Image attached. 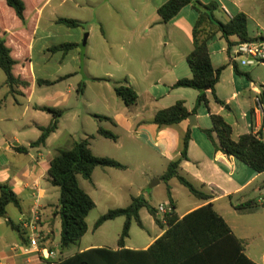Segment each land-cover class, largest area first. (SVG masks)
Here are the masks:
<instances>
[{
	"label": "crops",
	"instance_id": "obj_1",
	"mask_svg": "<svg viewBox=\"0 0 264 264\" xmlns=\"http://www.w3.org/2000/svg\"><path fill=\"white\" fill-rule=\"evenodd\" d=\"M167 1L154 0V8L158 11V8ZM23 2L26 7L25 22L21 21L15 11L7 5V0H0V35L11 49L12 57L17 61L14 68L15 75L28 83L26 87L19 86L15 90H11L6 84L7 77L0 68V198L3 187H7L18 197L21 206L19 209L15 205L9 204L6 207L5 216H0V264H45L48 261L41 259L30 249L28 238L30 229L27 228V225L31 223L34 212H37L40 218L37 228L43 234L48 235L51 243L50 250L54 251L57 257L60 253L64 254V252L58 250V248L60 249V240L57 241L55 230V219L59 217L55 212L58 209L60 193L58 187L53 186L50 182L49 169L52 159L59 151L71 149L74 143L77 142L72 140L67 148H59L57 144L62 136V122L66 116L74 114L78 118L76 106H73V102L76 103L75 93L84 94L87 90V84L85 82L84 92L79 93L78 87L81 82L78 83V86L70 84L69 87H60L73 74L50 78L49 70H51L52 65L55 67L61 66L63 63L76 65L80 60L77 48H73L66 53L63 51L53 52L51 49L65 43L79 44L83 35L79 31L81 27H68L59 23V19L76 20L82 24V27L84 23L90 20L103 24V17H106L104 9H107L102 8L103 6L97 7L94 2L87 4L88 2L84 0H23ZM209 2L206 1V3ZM107 3L109 4L108 0ZM231 3L233 2L231 1ZM190 6L194 8L192 5ZM238 7L240 8V6ZM219 9L223 11L225 18L222 20L216 17L223 22L234 16L224 5L222 7L219 5ZM240 9L241 12L239 13L246 14L249 21L256 23L258 29H256V32L251 33L252 37L262 33L264 26L258 22V18L251 16L242 8ZM86 10L91 11L92 18L89 20L85 18ZM182 11L167 24L161 23V18L160 21L154 24L155 28L161 25L167 28V33L156 31L150 38L154 49L149 52L145 49L137 50L141 56L148 55L141 59L142 65L147 67L138 70L136 75H131L127 80L139 95L137 104L126 106L121 112V105L118 103L119 109L116 114L111 117L105 116L111 118L114 123L105 122L123 128L129 134H135L163 162V171L156 173V178L159 181L156 185L164 184L166 191L168 186L170 187L172 198L177 205L176 211L181 218L199 207L212 203L215 210L223 216L236 236L244 241L246 254L258 264H264V173H256L234 157L216 150L214 144L202 131L211 128L200 126L202 125V117L209 115L208 110L205 115L200 112L196 115L197 125L193 127L190 126L189 120L175 126L163 128H159L153 123L155 115L160 110L166 109L180 100L186 102L188 97L192 96V93L187 90L193 89L173 88L180 79L192 77L187 57L194 46L192 45V48H190L188 34L184 35L178 28L182 21L179 18ZM178 21L180 22L178 23ZM214 38L220 39L226 45H222L221 49L216 51L213 50L211 45L213 41L210 40L209 49L213 66L215 69L224 67V69L230 70L229 75L234 89H230L226 93L221 92L219 90L221 83L219 82L216 87V95L224 102V106L216 103L220 105L219 109L215 111L210 106L209 109L213 114L222 115L233 127V138L235 140L250 132L254 134L259 132L264 139L263 121L261 118L256 117L254 113L255 97L264 94V87L262 86L261 90L251 81L249 85L251 95L246 99H240L242 94L238 87L243 81L240 77H236L238 74H236L234 63L231 61L232 50L229 52L227 42L220 33ZM236 39V37L231 38L232 41ZM145 40L141 38V46L145 44ZM162 57L164 58L162 59ZM156 69L164 72V74L155 76ZM239 70L245 73L244 70ZM91 78L92 81L103 84L101 86L108 85L112 80V78ZM39 80L50 83H39ZM193 92H195L196 104L199 93L196 90H193ZM210 94H208V98ZM98 102L107 104L110 109L109 99L103 91L99 92ZM194 107L187 106L190 112ZM44 108L62 110L63 116L60 118L57 131L47 139L46 145L32 146L42 134L40 128L49 126L52 121V115L44 111ZM235 108L238 110L236 113ZM225 111L232 120L227 119V115L224 114ZM94 116L96 118L101 115L94 114ZM11 123L16 124L17 128L15 130L8 129L7 124ZM188 130L191 132L188 148L189 160L182 162L179 173L196 188L209 194L211 199L208 201L201 200L194 196L198 203L187 207L185 212L180 214L175 190H183L181 187L183 185L176 178L166 184L162 177L166 173L170 162L181 156L183 138ZM236 130L237 134H235ZM214 138L217 142L215 134ZM21 148H26V151L22 152L19 150ZM124 165L128 170L130 166ZM143 165L147 168L151 166L146 161ZM151 174L152 176L155 175L152 172ZM142 180L146 181L144 178ZM139 196L146 198L147 194L144 186H139L138 194L131 196L130 201L132 202L133 198ZM249 201H254L256 206L246 210L236 209V206ZM148 202L157 210L160 206L168 207V193L167 200L159 204L155 205L149 200ZM220 206L222 207L221 210H219ZM240 211L246 212L248 216H251L257 222L256 225L250 222L246 223V237L239 234L241 232L240 225L236 220H232L233 216ZM144 215L151 216L147 208H142L140 211L145 228ZM158 215H160L159 212ZM152 219L155 222L153 217ZM157 228L158 234L153 239L148 238L143 241V244L139 247L128 244L129 236L125 248L132 250L148 249L166 229V227L161 228L159 226ZM93 248L116 250L118 249V243L115 247L90 244L80 252Z\"/></svg>",
	"mask_w": 264,
	"mask_h": 264
},
{
	"label": "trees",
	"instance_id": "obj_2",
	"mask_svg": "<svg viewBox=\"0 0 264 264\" xmlns=\"http://www.w3.org/2000/svg\"><path fill=\"white\" fill-rule=\"evenodd\" d=\"M7 5L15 11L21 21L25 22L26 7L23 0H7ZM190 5L199 14L193 28L194 49L187 57L192 77L180 79L173 88H189L198 91L197 101L194 109L190 112L186 102L180 100L174 105L160 110L155 115L153 123L159 128L175 126L188 120L190 115H197L199 108L205 106L212 121V128L202 131L214 144L216 150L234 157L256 173H264V141L261 135L250 132L235 140L233 127L222 115L211 113L208 98V94L211 93L215 102L224 106V102L216 95V87L221 80L224 67L214 68L209 49L210 40L220 33L222 38L226 40L230 52L234 46L243 42L254 41L257 37H252L249 20L244 13H238L226 22L219 20L215 15L219 9V4L216 1L205 3L201 0H168L157 11L161 23H169L185 7ZM58 22L72 28L82 27L80 22L72 19L61 18ZM232 37L237 39L232 41ZM79 47L84 52L86 41L82 45L65 43L53 47L51 51L66 53ZM16 64L17 61L12 57L11 49L0 35V68L4 71L7 77L6 84L11 90L28 85L26 81L15 75ZM233 66L236 74H243L237 64L234 63ZM246 75L250 77L249 74ZM43 82L50 83L39 80V83ZM85 86L84 81L79 84V93L84 92ZM114 90L126 106L137 104L139 95L127 80L115 82ZM262 97L264 99V94ZM43 110L52 115V121L49 126L40 128L42 134L32 146L46 145L47 139L57 131L60 118L63 116L62 110L54 108H44ZM96 118L100 121L114 123L109 117L97 116ZM97 134L106 139L118 140V136L114 132L103 127L98 129ZM214 134L217 137V142ZM94 138V135L88 136L75 142L71 149L59 151L50 163V182L60 189L58 209L55 213L61 219L59 243L61 252L76 245L87 234L89 231L87 218L91 211L96 208L93 198L81 187L79 177L92 182L93 173L99 167L127 169L124 164L115 159L95 155L91 148ZM190 140L191 132L188 130L183 138L181 156L170 162L162 180L168 184L170 180L176 178L193 196L208 201L211 199L209 194L196 188L179 173L182 162L189 160ZM19 150L24 152L26 148ZM167 193L169 206L162 219L158 216V210L144 196L135 197L129 206L111 209L98 219L95 230H98L107 221L125 217L122 233L118 240V249L93 248L58 261L48 260L45 264H258L246 254L244 241L236 236L223 216L215 210L212 203L199 207L181 218L176 211L177 205L172 198L169 186ZM9 204L21 208L15 193L7 187H3L0 198L1 217L5 216L6 207ZM254 206H256L255 202L249 201L236 206V209L246 210ZM142 208H147L156 224L161 228L166 227V229L148 249H126L125 243L130 236L132 222L135 221L139 227L144 228L140 216Z\"/></svg>",
	"mask_w": 264,
	"mask_h": 264
},
{
	"label": "rangeland",
	"instance_id": "obj_3",
	"mask_svg": "<svg viewBox=\"0 0 264 264\" xmlns=\"http://www.w3.org/2000/svg\"><path fill=\"white\" fill-rule=\"evenodd\" d=\"M84 1L88 2L87 4L94 2L97 7L103 6L102 8H107L104 9L106 17H103V24L90 20L79 28V31L83 33L79 44L82 45L86 41V48L84 52L81 47L77 48L80 60L76 65L70 63H63L61 66L56 67L52 65L51 70H49L50 78L73 74L60 86L61 88L69 87L70 84L78 86V83L82 81L87 84V90L84 94L75 93L76 103L74 101L73 106H76L78 118L74 114L66 116L62 122V136L57 144L59 148H67L72 140L79 141L94 135L96 137L92 140V150L95 155L115 159L130 167L128 170L99 167L93 173L92 182L79 177L81 187L93 198L96 208L91 211L87 218L89 225L87 234L76 245L65 250L64 254L60 253L61 250L58 248L60 254L54 261L76 254L90 244L108 247L117 246L125 223V217L107 221L98 230H95V224L109 210L127 207L131 202V196L138 194L139 186H144L147 194L146 198L153 204L156 205L167 200V191L164 184L156 185L158 182L156 173L163 171V162L159 160L157 155L146 147L135 134H129L123 128L113 126L111 123L101 122L94 116V114L109 117L115 115L119 109L118 103L121 105V112L125 109L126 105L117 97L114 91V83L129 80L131 75H136L138 70L147 67L142 65L141 59L148 55L141 56L137 50L145 49L149 52L154 49L150 38L156 31L167 33V28L164 25L158 26V28L154 27V24L160 21V16L154 8V0H108L109 4L107 0ZM216 2L220 7L224 5L232 15L241 12L239 10L242 8L251 16L258 18V22L264 26V0H217ZM85 15L88 20L92 18L89 10L85 11ZM198 15L195 8L187 6L179 17L182 21L178 19L181 21L178 28L184 35L188 34L190 48L193 45L192 31ZM216 16L222 20L225 18L221 9L216 11ZM249 29L251 33L256 32V29H258L256 23L249 21ZM107 36H109L108 39ZM141 38L146 39L143 46L140 45ZM212 41L213 50L216 51L221 49L222 45H226L225 42L217 38L212 39ZM238 66L239 69L245 72L236 76L243 81L238 87L242 94L240 99H246L251 95L249 92L251 81L261 90L262 86L264 87V64L242 66L239 63ZM247 72L250 77H247ZM229 73L230 70L226 69L222 72L221 80L222 78L223 80L220 81L219 88L221 92L226 93L230 89H234ZM163 74L164 72L158 69L154 72L155 76H162ZM91 77L112 78V80L108 85L104 84V86H101L103 84L92 81ZM100 91H103L105 96L108 97L110 109L107 104L98 102ZM187 91L192 93V96L188 97L186 105L193 108L195 92L193 90ZM209 100V106L212 110L216 111L219 109L220 105L216 104L212 94L209 95ZM237 111V108H235V113ZM199 112L204 115L207 114L206 107L201 106L198 110ZM224 114L225 116L227 115L229 121L232 120L228 117L227 111ZM201 124L200 126L212 128V121L208 114L202 117ZM7 127L9 130L17 128L15 123L7 124ZM99 127L114 132L118 136V140L113 141L98 136L97 130ZM235 134H237V130ZM145 161L151 164L152 167L150 166V169L143 165ZM151 172L155 175L152 176ZM143 178L146 181H143ZM181 187L183 190H175L180 214L184 213L187 207L198 203V200L194 198L188 189L184 186ZM57 189L60 193V189ZM227 201L229 200L227 199ZM165 208L167 209L168 207L165 206ZM220 208L222 207L220 206L219 210H221ZM158 212L160 213L159 217L164 216L159 209ZM232 220H236L239 223L241 228L239 234L243 237L247 236L245 230L247 222L254 225L257 224L256 220L252 219L244 211L237 212ZM55 221L57 241H59L61 220L57 217ZM144 225L145 228H141L135 221L132 222L130 240L128 242L130 246L139 247L143 244V241L148 238L153 239L158 234V226L151 216L147 217L144 215Z\"/></svg>",
	"mask_w": 264,
	"mask_h": 264
},
{
	"label": "built area",
	"instance_id": "obj_4",
	"mask_svg": "<svg viewBox=\"0 0 264 264\" xmlns=\"http://www.w3.org/2000/svg\"><path fill=\"white\" fill-rule=\"evenodd\" d=\"M201 1H217V0H201ZM225 12L226 9H224ZM254 41L243 42L232 48L231 61L236 64H241L242 66H253L256 64H264V30L259 33ZM254 113L256 117H259L263 121V131H264V99L262 94L255 97V108ZM261 135L259 132L255 133ZM262 140L264 141L262 135ZM159 211L163 214L166 213L167 209L165 206H160ZM40 218L37 212H34L31 223L27 225L30 229L29 233V243L30 249L38 257L44 260L54 261L57 257L54 251L50 250V242L48 235L43 234L38 228L37 224ZM28 252V250H26Z\"/></svg>",
	"mask_w": 264,
	"mask_h": 264
},
{
	"label": "water",
	"instance_id": "obj_5",
	"mask_svg": "<svg viewBox=\"0 0 264 264\" xmlns=\"http://www.w3.org/2000/svg\"><path fill=\"white\" fill-rule=\"evenodd\" d=\"M189 122H190V126L193 127V126H196L197 125V119H196V115L192 114L189 116L188 118ZM159 183V181H158Z\"/></svg>",
	"mask_w": 264,
	"mask_h": 264
}]
</instances>
